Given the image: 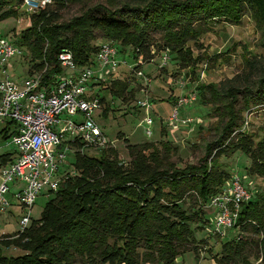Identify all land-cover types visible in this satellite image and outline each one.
Segmentation results:
<instances>
[{
	"label": "trees",
	"instance_id": "16d2710c",
	"mask_svg": "<svg viewBox=\"0 0 264 264\" xmlns=\"http://www.w3.org/2000/svg\"><path fill=\"white\" fill-rule=\"evenodd\" d=\"M13 1L22 2L0 0V19L17 14L13 7L3 10ZM64 6L65 0H51L30 13L29 26L16 38L20 47L30 51V74L40 71L45 81L52 73L61 72L58 53L64 48L72 52L77 65L90 64L99 46L94 44L97 31L131 46L132 57L138 49L149 62L153 58L150 32H160L158 47L176 54L179 68L187 69L196 81L197 99L212 107L215 137L206 142L204 155L196 163L182 167L172 160L175 147L167 140L161 143L163 151L150 141L128 144L127 166L113 146L100 149L97 155L78 151V172L68 174L49 194L40 217L32 219L18 236L2 235L0 264H181L176 258L187 249L198 257L196 243L200 241L194 230L202 229L206 222L202 206L230 175L218 156L242 152L250 159L247 172L264 175V137L255 141L240 132L232 136L241 126L244 112L264 104V0H116L112 6H87L69 20L61 19ZM245 14L254 21L263 48L255 55L243 46V70L248 75L257 71V87H240L237 77L222 83L196 80L205 56H195L188 41L207 30L209 20L239 22ZM106 88L123 100L132 98L137 90L129 88L125 79L113 80ZM109 111L107 104L103 116ZM10 126L14 129L11 121L0 129L3 139L10 137ZM236 136L238 141H234ZM1 158L4 161L7 155ZM190 195L199 203L192 212L183 206ZM236 225L254 237L225 238L215 253L209 248L217 264H254L247 248L255 249L259 259L255 264H264V192L241 204ZM1 244H14L24 252L5 255Z\"/></svg>",
	"mask_w": 264,
	"mask_h": 264
},
{
	"label": "rangeland",
	"instance_id": "374dc122",
	"mask_svg": "<svg viewBox=\"0 0 264 264\" xmlns=\"http://www.w3.org/2000/svg\"><path fill=\"white\" fill-rule=\"evenodd\" d=\"M133 1V0H119ZM107 0H65V6L61 9V19L69 20L72 16L78 15L81 10L87 6L101 3L114 5ZM120 6V3H116ZM13 7L17 9L16 15L0 19V35L9 40L15 41L21 31L28 27L30 24V14L27 12L25 6H20L16 1L10 2L3 7L7 9ZM207 30L202 32L196 39L189 40L187 45L190 46L195 56L204 57V60L199 64L197 70V79L200 82H225L228 79L237 77V84L242 87L244 85L257 87V71L248 75L244 72L243 63V46H246L251 54H261L263 48L259 45L260 35L255 28L254 21L248 14L241 17L239 22H231L223 19L209 20L206 23ZM151 45L150 52L153 53V59L150 64L143 69L141 66L145 79L136 77L133 71H129L127 66L122 64L126 69H122L119 76L127 80L129 88L137 89L132 98L127 100H118L111 93L106 90V86L98 87L92 90L90 94H95L99 90L100 98H105L102 102L101 109L93 111V118L96 120L101 130L106 135L111 145L116 148L118 155L124 165L127 166L130 161V155L127 145L138 144L144 141L153 142L161 151L162 141H169L175 151L172 153L171 158L179 167L187 163H196L199 158L204 155V145L215 137L214 126L216 116L210 105H203L196 98L188 105L178 107L177 119L171 120L170 117L174 112L176 100L178 96L186 91L196 92V81L191 79V74L186 69H181L178 66V59L175 53H170L165 62L161 59V49L158 47L161 41L160 32H150ZM105 42H113L117 47L125 48V58L128 63L133 59L130 54L131 46H124L120 41L103 37L97 31V38L94 44L100 45ZM47 41L42 44V50L45 49ZM19 46V45H18ZM23 47V48H22ZM19 46L21 54L13 55L7 62V73L11 79L20 80L29 73V59L30 51L25 46ZM122 68V66H119ZM38 72V71H37ZM40 72V71H39ZM147 72V73H146ZM194 86V88H193ZM143 89V91L141 90ZM191 89V90H190ZM195 90V91H194ZM145 95L150 102V111L153 118L151 124L152 134L148 136L145 134L143 111L137 106V99ZM109 104L110 111L108 116L104 117L102 110ZM253 106V105H252ZM248 110V109H247ZM250 126L247 135H251L254 140L264 137V104L258 107L251 108ZM191 117L193 121L188 122L186 118ZM3 124H0V129ZM10 126L8 134L12 130ZM239 136V135H238ZM238 136L234 141H238ZM67 134L61 137L60 151L65 153L62 162H57L58 170L55 174V179L60 180L59 186L64 182L66 173H77L75 162L76 153L80 150L76 145H68L65 139ZM241 138V137H240ZM9 138L3 139L0 134V153L6 151L14 152V147L11 145ZM101 150L87 149L90 155H97ZM216 157V156H215ZM219 161L222 163V168L231 174L247 173V168L250 164V159L242 152L236 151L233 154L222 153L218 156ZM65 175V176H64ZM22 182L10 183L12 190H17L22 185ZM261 192H264V177L261 176V182L258 184ZM47 187L41 188L34 201L31 209V220L38 219L41 215L43 207L48 200ZM12 203L7 212L0 215V238L2 235L13 234L18 228V222L21 218L22 210L17 207L15 198L9 193L6 195ZM199 203L194 200L193 196L185 198L183 206L189 211L197 209ZM203 207L204 219L206 220L203 228L194 230L196 240V248L199 252L198 257L192 249H187L176 258V261L181 264H217L208 249L212 248V253L217 252L220 248L222 240L225 238L233 237V239L241 238L242 240L254 237V234L249 231H243L240 228L231 229L227 232L226 236L220 238L210 230V224L215 220V209L206 206ZM1 243V242H0ZM3 245V244H1ZM141 250V249H140ZM2 251L5 255L14 256L24 251L14 244L8 246L3 245ZM245 252L249 255V259L255 264L259 261L256 259L254 253L255 249H246ZM220 253L218 252V255ZM75 264H83L76 262ZM150 264V263H143Z\"/></svg>",
	"mask_w": 264,
	"mask_h": 264
},
{
	"label": "built area",
	"instance_id": "2783aa9c",
	"mask_svg": "<svg viewBox=\"0 0 264 264\" xmlns=\"http://www.w3.org/2000/svg\"><path fill=\"white\" fill-rule=\"evenodd\" d=\"M49 3L51 0H22L21 5L30 14ZM122 50L113 42H105L98 46L90 64L77 65L72 52L64 48L58 53L61 72L52 73L45 81L42 72L14 80L7 73V62L22 51L16 41L0 35V124L6 125L11 121L14 125L9 137L14 155L0 164V213L12 204L6 196L10 193L22 210L14 237L30 225L31 209L41 188L46 186L49 196L59 187L61 179H55V174L57 162H62L65 157V153L60 151L64 134H67L66 149L69 144L78 146L79 152L112 146L92 115L103 105L99 90L95 94L90 92L104 86L122 64L136 77L146 78L142 68H137L145 63L142 53L136 49V56L128 63L125 58L119 57ZM168 55V48L161 49L163 62ZM196 98V92L180 94L170 119L176 120L178 107L188 105ZM136 104L144 114L145 134L150 136L153 123L150 102L143 95ZM250 110L244 112L241 126L232 136L236 132L248 133ZM186 121L191 122L193 118L188 117ZM65 175L67 177L68 174ZM14 182L23 184L11 191L9 185ZM258 184L257 180L245 174L229 175L206 203L216 211L215 220L210 224L212 233L223 238L229 230L236 228L240 206L256 197L260 191Z\"/></svg>",
	"mask_w": 264,
	"mask_h": 264
},
{
	"label": "crops",
	"instance_id": "0c3cea01",
	"mask_svg": "<svg viewBox=\"0 0 264 264\" xmlns=\"http://www.w3.org/2000/svg\"><path fill=\"white\" fill-rule=\"evenodd\" d=\"M20 6H22L21 5V3L19 4ZM16 9H18L17 7H16ZM125 50V49H124ZM119 57H120V59H123V58H125L126 56H125V52L123 51L122 53H120L119 54ZM129 58H133L132 56L131 57H129ZM126 59V58H125ZM153 59V58H152ZM150 62V61H149ZM149 62H145L144 64H143V69L145 70V67L146 66H148L150 63ZM120 66H122V68L121 67H118L117 68V70H116V72L112 75V76H110L109 77V81L104 85V86H107V85H109L110 83H111V81H113V80H116V79H119V80H124L122 77H120L119 76V73H120V71L122 70V69H126V67H123V65H120ZM187 70V69H186ZM146 71V70H145ZM188 71V70H187ZM189 72V71H188ZM147 73V72H146ZM193 88H194V86H193ZM106 90H108V89H106ZM191 90V89H190ZM109 92H110V90H108ZM111 93V92H110ZM184 94H189V91H186V92H184ZM110 96H114V97H116L118 100H122L120 97H118V96H115V95H113L112 93H111V95ZM104 103V102H103ZM101 109V108H100ZM103 111V110H102ZM96 121V120H95ZM98 124V123H97ZM2 155H7V158L4 160V161H2V158H1V156ZM13 153L12 152H10V151H6V152H4V153H0V164L1 163H4V162H6L8 159H10V157H13ZM243 174H245V175H247L249 178H251V179H255V180H257L258 181V183H260L261 182V176H263L264 177V175H259V174H250V173H242V175ZM11 191H14V190H12L11 189ZM10 194V193H9ZM11 195V194H10ZM17 204V203H16ZM10 207V206H9ZM8 207V208H9ZM17 207H19L18 205H17ZM8 208H7V210H8ZM19 209H20V207H19ZM7 210H5L4 212H7ZM1 214H3V213H0V215ZM5 235V234H4ZM2 237V236H1Z\"/></svg>",
	"mask_w": 264,
	"mask_h": 264
}]
</instances>
